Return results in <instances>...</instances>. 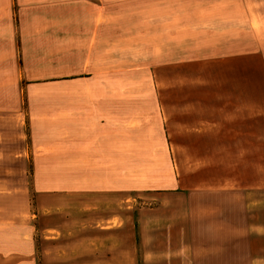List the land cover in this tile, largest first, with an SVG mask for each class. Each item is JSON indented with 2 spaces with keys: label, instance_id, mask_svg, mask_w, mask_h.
<instances>
[{
  "label": "rangeland",
  "instance_id": "obj_1",
  "mask_svg": "<svg viewBox=\"0 0 264 264\" xmlns=\"http://www.w3.org/2000/svg\"><path fill=\"white\" fill-rule=\"evenodd\" d=\"M165 20L166 27L180 23L181 29L166 28L163 47L150 45L160 38L150 32L148 44L133 40L118 48L119 61L110 69L117 70V86L101 80L117 89L118 113L128 114V124L118 123V135H128V176H74L56 161L53 174L20 180L18 196L0 191V204L14 206L0 208L1 253L24 249L19 237L44 226L56 231L48 235L64 236L43 239L38 230L36 264H264V58L246 64L261 69L255 103L261 106L262 142L222 143L219 129L205 128L222 111V81L211 74L220 72V64L208 62L222 53L206 47L222 33H236L216 30L208 40L201 30L210 24L200 9L197 16ZM184 59L188 65L179 63ZM188 101L194 105L187 107ZM29 169L33 174L31 164ZM39 183L53 189L43 191L41 201L34 190ZM40 203L50 214L30 224L23 212L41 211L35 208Z\"/></svg>",
  "mask_w": 264,
  "mask_h": 264
},
{
  "label": "crops",
  "instance_id": "obj_2",
  "mask_svg": "<svg viewBox=\"0 0 264 264\" xmlns=\"http://www.w3.org/2000/svg\"><path fill=\"white\" fill-rule=\"evenodd\" d=\"M198 9L210 24L201 30L208 40V32L236 33H222L206 47L222 53L208 61L220 64V72L211 74L222 81L217 93L222 111L210 127L206 122V131L219 129L222 143H261V106L255 103L261 69L246 64L264 58V0H0V191L18 196L20 180L53 174L56 161L74 176H128V135H118V123L128 124V114L118 113L117 89L102 86L101 80L117 86V70L110 69L119 61L118 48H129L133 40L148 44L150 32L160 33L150 45L163 47L166 28L181 29L179 22L166 27L165 17L197 16ZM213 22L222 28L214 29ZM184 60L179 63L190 59ZM189 101L187 107L193 106ZM40 187L34 190L41 201L42 192L53 189ZM12 207L0 204L3 210ZM40 207L23 212L25 220L34 224L50 214L44 204L35 206ZM34 227L32 236L19 237L24 249L0 252V264H36L38 230L43 239L64 236Z\"/></svg>",
  "mask_w": 264,
  "mask_h": 264
}]
</instances>
